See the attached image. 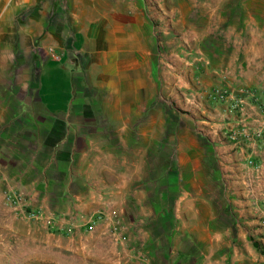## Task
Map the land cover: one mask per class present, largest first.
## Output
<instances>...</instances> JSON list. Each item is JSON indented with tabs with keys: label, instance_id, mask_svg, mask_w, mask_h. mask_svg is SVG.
<instances>
[{
	"label": "crops",
	"instance_id": "crops-1",
	"mask_svg": "<svg viewBox=\"0 0 264 264\" xmlns=\"http://www.w3.org/2000/svg\"><path fill=\"white\" fill-rule=\"evenodd\" d=\"M85 1L71 12L70 0H0V203L19 190L59 226L101 234L117 213L144 243L145 264H189L181 244L206 240L199 226L213 232L206 183L230 146L182 137L177 122L167 128L176 107H155L149 50L134 37L139 14L87 11ZM48 66L71 84L68 107L39 97ZM97 210L106 213L100 222Z\"/></svg>",
	"mask_w": 264,
	"mask_h": 264
},
{
	"label": "rangeland",
	"instance_id": "rangeland-1",
	"mask_svg": "<svg viewBox=\"0 0 264 264\" xmlns=\"http://www.w3.org/2000/svg\"><path fill=\"white\" fill-rule=\"evenodd\" d=\"M77 4L70 0L71 12ZM94 4L103 12L139 14L143 25L135 41L149 50L151 91L162 92L155 94V107L170 102L176 107L167 113V128L177 122L182 137L200 135L230 146L228 161L221 171L216 165L215 177L206 183L217 216L209 227L213 232L205 234L199 226V237L206 240L181 244L189 264H264V0H86V10ZM78 70L68 72L71 83ZM48 72L50 79L46 72L40 79L39 97L50 106L68 107L71 84L58 78L54 67ZM152 75L161 82H153ZM217 88L231 93L230 99L214 100ZM242 90L255 98L242 97V110H231V99ZM13 191L24 206L10 208L1 200L0 219L18 221L0 225V264H145L144 243L119 214L108 215L103 234L91 224L59 226L23 192ZM32 210L39 214L31 217ZM104 214L96 211L99 222Z\"/></svg>",
	"mask_w": 264,
	"mask_h": 264
},
{
	"label": "built area",
	"instance_id": "built-area-1",
	"mask_svg": "<svg viewBox=\"0 0 264 264\" xmlns=\"http://www.w3.org/2000/svg\"><path fill=\"white\" fill-rule=\"evenodd\" d=\"M212 98L216 101L219 102H226L228 99H230L231 97V93H229L226 89L223 88H217L214 89L212 91ZM242 97H247V98H255V96L253 95V93L247 91V90H242L240 91L239 96L236 99H231V104L229 105V108L231 110H239L241 111V107L243 105L244 100L242 99ZM256 100V99H254ZM260 131H257L254 133V138L255 139H260ZM3 199L5 201V204L10 207V208H17V207H23L24 206V199L21 196V194L13 191V190H5L3 192ZM28 214L31 217H35L37 214H39V212L37 211H30L28 212ZM99 219V218H97ZM118 223V221H117Z\"/></svg>",
	"mask_w": 264,
	"mask_h": 264
},
{
	"label": "trees",
	"instance_id": "trees-1",
	"mask_svg": "<svg viewBox=\"0 0 264 264\" xmlns=\"http://www.w3.org/2000/svg\"><path fill=\"white\" fill-rule=\"evenodd\" d=\"M252 245H253L254 248L259 249V244L257 242L254 241L252 243Z\"/></svg>",
	"mask_w": 264,
	"mask_h": 264
}]
</instances>
